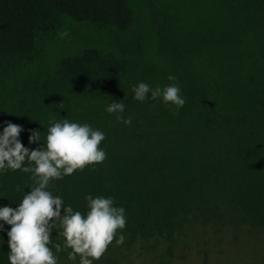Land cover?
<instances>
[{"label":"trees","instance_id":"trees-1","mask_svg":"<svg viewBox=\"0 0 264 264\" xmlns=\"http://www.w3.org/2000/svg\"><path fill=\"white\" fill-rule=\"evenodd\" d=\"M140 82H178L185 105L173 115L150 93L135 100ZM113 101L125 111L109 114ZM64 119L103 132L107 158L48 190L82 215L86 196L113 197L126 216L117 239L173 242L195 221L264 230V0H0V134L20 126L31 151ZM30 175L0 174V207L19 206ZM57 234L48 247L68 258Z\"/></svg>","mask_w":264,"mask_h":264},{"label":"clouds","instance_id":"clouds-1","mask_svg":"<svg viewBox=\"0 0 264 264\" xmlns=\"http://www.w3.org/2000/svg\"><path fill=\"white\" fill-rule=\"evenodd\" d=\"M61 35L66 37L68 32ZM167 79L176 81L174 75ZM132 92L139 102L145 101L149 93L152 100L161 99L173 115L185 105L178 82L163 88H152L140 82L133 86ZM106 111L109 114L123 113L125 105L113 101ZM116 118L126 126L132 123L131 116L117 115ZM49 123L44 146L31 151L18 139L22 131L20 126L9 122L0 134V174L9 169L22 170L31 174L29 179L33 182L31 191L24 195L18 207H0V221L11 226L7 232L9 264H57V257L48 247L53 228L63 240L62 245L55 244L56 252L70 249L69 260L75 261L79 257V264H93L102 258L114 240L117 245L124 243V235L116 237L126 226L125 209L114 206L113 197L93 198L88 195L85 199L89 211L82 215L71 206L64 207L63 199L48 189L52 180H61L77 170L83 171L86 166L95 171V165L107 158L106 152L99 148L105 135L87 123L81 125L67 119L50 120ZM39 140V132L33 131L29 143ZM25 161L28 166H24ZM17 191H20L19 186Z\"/></svg>","mask_w":264,"mask_h":264},{"label":"rangeland","instance_id":"rangeland-1","mask_svg":"<svg viewBox=\"0 0 264 264\" xmlns=\"http://www.w3.org/2000/svg\"><path fill=\"white\" fill-rule=\"evenodd\" d=\"M57 264H79V257L61 256ZM93 264H264V230L195 221L173 242L160 237L113 241Z\"/></svg>","mask_w":264,"mask_h":264}]
</instances>
